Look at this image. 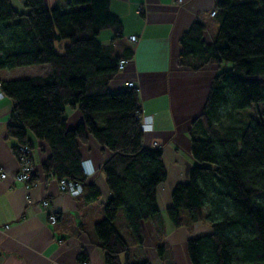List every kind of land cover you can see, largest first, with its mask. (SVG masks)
<instances>
[{"label":"trees","instance_id":"16d2710c","mask_svg":"<svg viewBox=\"0 0 264 264\" xmlns=\"http://www.w3.org/2000/svg\"><path fill=\"white\" fill-rule=\"evenodd\" d=\"M24 7L18 13L10 0H0V71L49 65L51 74L0 80L13 101L7 138L30 149V135L45 142L50 156L42 172L80 182L83 193L93 185L81 167L80 145L92 138L111 153L101 167L111 197L94 233L106 264H129L121 260L129 246L116 228L118 212L141 245L145 223L158 214L156 191L167 173L161 148L143 146L138 91L109 90L121 58L106 56L98 37L109 29L113 40L121 38V22L110 0H57L50 9L44 0H26ZM215 9L219 26L211 44L199 20L179 41L180 66L198 71L215 64L217 73L190 123L196 165L189 181L174 187L167 217L175 228L209 226L208 234L186 242L191 264H264V115L224 123L264 104V0H217ZM66 107L83 116L75 127L67 126Z\"/></svg>","mask_w":264,"mask_h":264},{"label":"crops","instance_id":"0c3cea01","mask_svg":"<svg viewBox=\"0 0 264 264\" xmlns=\"http://www.w3.org/2000/svg\"><path fill=\"white\" fill-rule=\"evenodd\" d=\"M56 1L44 0L49 9ZM216 1L184 0L177 4L173 0H110V11L122 25V37L113 40L111 30L101 31L103 53L127 58L129 63L111 80L109 90L116 93L127 88L130 82L135 84L141 112L154 118V129L144 134L143 146L161 148L167 173L165 182L157 187L158 214L145 223L143 243L133 242L126 224L122 231L116 226L129 246L128 254L121 257L122 262L191 264L187 240L210 232L205 222L175 228L167 217V210L172 206L174 187L187 183L189 173L196 165L190 152V123L201 113L217 73L215 64H208L198 71L180 66L179 41L192 23L199 20L205 27L203 40L208 44L213 42L219 25L210 13L215 9ZM25 2L10 0L18 13L26 12ZM131 36L137 41L130 42ZM37 66L16 68L25 71L23 78L16 75L15 69L1 70L0 80L51 74L49 65ZM12 108L13 101L9 97L0 100V166L8 175L6 179H0V264H106L94 226L104 219L103 207L111 197L101 172L111 153L92 138L87 144L80 145L82 161H90L94 169L90 177L85 176L93 189L79 197H71L59 191L55 177L42 172L50 149L45 142L30 135L33 177L26 190L13 180L18 169L15 154L18 145L15 139L7 138L6 133ZM65 113L68 127H75L83 120L77 107H66ZM43 200L49 201V208L40 206ZM51 211L57 217L54 225L48 222ZM121 217L124 220L123 212ZM161 247L163 253L159 256L158 248Z\"/></svg>","mask_w":264,"mask_h":264},{"label":"built area","instance_id":"2783aa9c","mask_svg":"<svg viewBox=\"0 0 264 264\" xmlns=\"http://www.w3.org/2000/svg\"><path fill=\"white\" fill-rule=\"evenodd\" d=\"M177 4H182L184 0H173ZM217 15V10L214 9L210 13V17H215ZM130 42H136L137 38L135 36H131L128 39ZM129 63V59L127 58H121L118 61L117 70L123 71L127 64ZM128 88L137 89L135 84L133 82H130L127 84ZM5 94L0 88V100H3L5 98ZM137 119L139 120L140 124V130L142 133L147 134L153 131L154 129V118L152 115H144L142 112H140L137 115ZM16 158L18 160V169L16 173L13 175V180L15 183L22 185L24 189H29L30 185L32 183V177H33V166L31 165L30 156H31V149L26 145H19L15 151ZM86 163V161L81 162V167L83 170V173L85 176L90 177L91 175L86 174L85 169L83 165ZM8 177L6 171L0 166V179H6ZM58 180V187L59 191L62 194L71 196V197H79L83 194V186L80 182L68 179L67 177H63ZM27 202H30V200L27 198ZM49 201L43 200L40 203V206L43 208H49ZM48 222L51 225L56 224L57 217L55 212L51 211L48 215ZM81 264H89L87 262H83Z\"/></svg>","mask_w":264,"mask_h":264},{"label":"rangeland","instance_id":"374dc122","mask_svg":"<svg viewBox=\"0 0 264 264\" xmlns=\"http://www.w3.org/2000/svg\"><path fill=\"white\" fill-rule=\"evenodd\" d=\"M103 38H104V36H103ZM98 40L101 42V40H102L101 34L98 37ZM63 44L64 43H61L60 45L56 46V50L58 52H60L62 50L61 48H62ZM35 67H38V66H35ZM19 69H15L16 71H18V73L16 75L20 76L21 78H23V76H26V75H24L25 71L24 70H19ZM263 115H264V104H259L257 106H253L251 108H248L242 114H237V115L234 114L233 117H230L229 119H226L224 123L227 124V125L228 124H233V123L245 124L247 121H249V120H251L253 118L261 117ZM121 215H122V211L120 210V212L118 213V216H117L116 226H117V228L119 230L122 231V227H123V225H125V222L123 220V217H121ZM199 236H202V235H199Z\"/></svg>","mask_w":264,"mask_h":264},{"label":"clouds","instance_id":"9594fccd","mask_svg":"<svg viewBox=\"0 0 264 264\" xmlns=\"http://www.w3.org/2000/svg\"><path fill=\"white\" fill-rule=\"evenodd\" d=\"M83 167L85 169L86 174H88V175H91L92 174V172H93L94 169H93V166H92V164H91L90 161L89 162H86L83 165Z\"/></svg>","mask_w":264,"mask_h":264}]
</instances>
